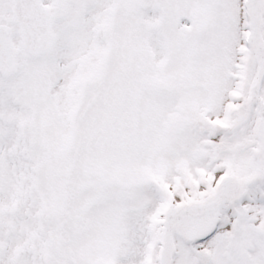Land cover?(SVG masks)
Returning a JSON list of instances; mask_svg holds the SVG:
<instances>
[{
    "label": "snow or ice",
    "instance_id": "snow-or-ice-1",
    "mask_svg": "<svg viewBox=\"0 0 264 264\" xmlns=\"http://www.w3.org/2000/svg\"><path fill=\"white\" fill-rule=\"evenodd\" d=\"M0 264H264V0H0Z\"/></svg>",
    "mask_w": 264,
    "mask_h": 264
}]
</instances>
